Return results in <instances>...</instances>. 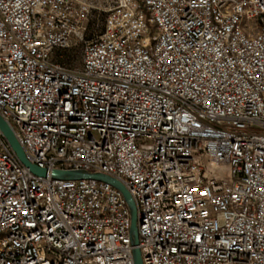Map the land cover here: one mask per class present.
Segmentation results:
<instances>
[{"label":"built area","instance_id":"2783aa9c","mask_svg":"<svg viewBox=\"0 0 264 264\" xmlns=\"http://www.w3.org/2000/svg\"><path fill=\"white\" fill-rule=\"evenodd\" d=\"M0 0V264H264V0ZM96 30V29H95ZM89 37V38H87ZM82 47L78 66L58 52Z\"/></svg>","mask_w":264,"mask_h":264},{"label":"water","instance_id":"95a60500","mask_svg":"<svg viewBox=\"0 0 264 264\" xmlns=\"http://www.w3.org/2000/svg\"><path fill=\"white\" fill-rule=\"evenodd\" d=\"M0 133L2 134L4 140L8 144L10 150L13 152V154L16 156L19 163L26 169L29 170L31 174L37 177L44 178L47 175V171L45 169L39 168L36 165L30 163L25 153L18 143V141L15 138L14 132L8 122H6L1 116H0ZM51 178L54 180L59 181H77V180H95L98 182H102L105 184H108L112 186L113 188L117 189L121 195L123 196L127 207L130 212V218H131V226H130V236H131V242L134 247L133 249V260L134 264H143L140 250L138 249V229H137V211L135 204L125 188V186L117 181L116 179L106 176L104 174H93L88 172H82V171H61V170H55L51 172Z\"/></svg>","mask_w":264,"mask_h":264},{"label":"trees","instance_id":"16d2710c","mask_svg":"<svg viewBox=\"0 0 264 264\" xmlns=\"http://www.w3.org/2000/svg\"><path fill=\"white\" fill-rule=\"evenodd\" d=\"M104 20H105V15H102L96 18L95 20L91 21V23H89L90 30L95 31V33H100L103 28ZM95 21L100 22V25L96 26ZM76 55L77 52L75 49L69 51H61L57 53V56L59 57V62L65 67H72L73 63L78 60V56Z\"/></svg>","mask_w":264,"mask_h":264},{"label":"rangeland","instance_id":"374dc122","mask_svg":"<svg viewBox=\"0 0 264 264\" xmlns=\"http://www.w3.org/2000/svg\"><path fill=\"white\" fill-rule=\"evenodd\" d=\"M89 3L92 4L93 7V11H92V17L89 18V23H91V21L95 20L96 18H98L99 16L105 15L106 11L109 8V3L108 0H86ZM95 18V19H94ZM96 26L100 25V22H96L95 21ZM89 26V25H88ZM77 55L78 56V60L76 62L73 63V66H78L80 63V56L82 53V47L78 46L77 48H75Z\"/></svg>","mask_w":264,"mask_h":264}]
</instances>
